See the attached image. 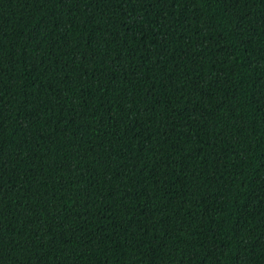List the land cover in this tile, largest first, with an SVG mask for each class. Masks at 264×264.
Listing matches in <instances>:
<instances>
[{"label": "trees", "instance_id": "obj_1", "mask_svg": "<svg viewBox=\"0 0 264 264\" xmlns=\"http://www.w3.org/2000/svg\"><path fill=\"white\" fill-rule=\"evenodd\" d=\"M0 264H264V0H0Z\"/></svg>", "mask_w": 264, "mask_h": 264}]
</instances>
